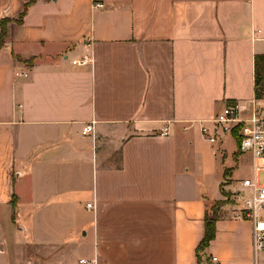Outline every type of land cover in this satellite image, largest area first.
<instances>
[{"label":"crops","instance_id":"obj_1","mask_svg":"<svg viewBox=\"0 0 264 264\" xmlns=\"http://www.w3.org/2000/svg\"><path fill=\"white\" fill-rule=\"evenodd\" d=\"M263 41L264 0H36L0 50V264H199L185 146L255 96ZM204 255L254 264L251 224Z\"/></svg>","mask_w":264,"mask_h":264},{"label":"built area","instance_id":"obj_2","mask_svg":"<svg viewBox=\"0 0 264 264\" xmlns=\"http://www.w3.org/2000/svg\"><path fill=\"white\" fill-rule=\"evenodd\" d=\"M103 6L102 3H96L94 8ZM212 122V129L201 128L202 134L208 137L210 143H217L214 132L218 130L220 134H228L234 138L237 134L240 138L238 151L242 155L247 154L252 160L253 176L242 181V188L237 194L231 195V198L234 217L251 224L254 264H264V98L231 103ZM92 130L93 124L83 129L84 133H90ZM87 207L91 208L92 204ZM217 261V257L211 258L212 263ZM208 262L210 261L205 256L203 264ZM82 263L88 262L82 260Z\"/></svg>","mask_w":264,"mask_h":264},{"label":"rangeland","instance_id":"obj_3","mask_svg":"<svg viewBox=\"0 0 264 264\" xmlns=\"http://www.w3.org/2000/svg\"><path fill=\"white\" fill-rule=\"evenodd\" d=\"M261 43L264 50V41ZM254 97L251 95L248 100ZM214 134L217 138V143L214 145L208 141L207 136L201 133L195 134V139H191L192 144L188 142L185 146L187 155L184 157V162L189 169V179L196 185L195 189L201 193L204 190L207 192L210 206L216 202L218 205L220 203L217 215L223 218L234 215L231 195L240 191L242 181L253 176V164L247 154L240 158L236 157L238 144L233 136L222 135L220 130ZM0 223L5 227V221ZM5 231L7 233L8 230ZM17 238L21 250L23 238L20 239L18 236ZM1 248L6 252V247ZM7 257L8 252L0 253V262Z\"/></svg>","mask_w":264,"mask_h":264},{"label":"trees","instance_id":"obj_4","mask_svg":"<svg viewBox=\"0 0 264 264\" xmlns=\"http://www.w3.org/2000/svg\"><path fill=\"white\" fill-rule=\"evenodd\" d=\"M36 0H29L17 19H9L5 18L1 20V31H0V50L5 45L8 35H9V25L12 22H16L18 24L23 23V19L28 13L29 7L34 4ZM254 94L256 99L264 98V54H258L255 56V86H254ZM235 139L237 144L240 141V138L237 134H235ZM241 153L238 151L237 156ZM14 204V203H13ZM220 205V203H219ZM218 202L214 205L209 206L205 215V234L203 239L201 240L198 248H197V256L199 260V264H203L204 260V251L210 246L212 240L215 239L217 233V221L220 219L218 214ZM223 206V205H222Z\"/></svg>","mask_w":264,"mask_h":264}]
</instances>
